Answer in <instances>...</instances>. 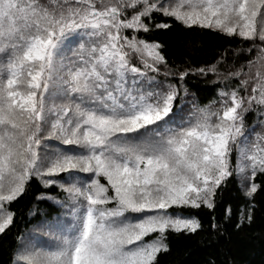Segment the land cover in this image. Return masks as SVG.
<instances>
[{"label":"snow or ice","instance_id":"6c2138e0","mask_svg":"<svg viewBox=\"0 0 264 264\" xmlns=\"http://www.w3.org/2000/svg\"><path fill=\"white\" fill-rule=\"evenodd\" d=\"M174 24L238 46L202 67L170 64L140 34ZM189 75L210 76L215 97L201 104ZM257 175L264 0H0V234L33 180L58 189L37 199L68 209L30 222L9 264H156L169 232L202 230L177 210L214 209L230 178L251 222Z\"/></svg>","mask_w":264,"mask_h":264},{"label":"trees","instance_id":"16d2710c","mask_svg":"<svg viewBox=\"0 0 264 264\" xmlns=\"http://www.w3.org/2000/svg\"><path fill=\"white\" fill-rule=\"evenodd\" d=\"M140 35L146 41L162 43L164 55L170 64L192 68L213 62L225 51L231 56L230 50L238 46L236 40L218 33L187 31L175 24L168 30H154ZM185 79L189 93L195 94L201 104L215 97L217 84L212 82L210 76L201 78L189 75ZM253 119L252 113L246 114V131L252 126ZM256 131H260L259 125ZM255 182L261 188L252 201L251 222L240 219L241 209L247 212L249 202L232 178L218 191L214 209H178L181 214L198 219L202 230L195 236L169 232L166 241L169 250L160 253L156 264H210L213 261L214 264H264V176L257 175ZM41 193L57 196L58 189L55 186L45 188L33 180L25 194L9 205L14 212V221L6 235L0 234V264H9L17 236L27 232L31 223L41 217H48L54 210L64 213L68 211L56 208L50 200L37 199ZM226 208L231 209V215L227 218ZM30 210L34 215H29ZM213 218L217 229L210 227Z\"/></svg>","mask_w":264,"mask_h":264},{"label":"rangeland","instance_id":"374dc122","mask_svg":"<svg viewBox=\"0 0 264 264\" xmlns=\"http://www.w3.org/2000/svg\"><path fill=\"white\" fill-rule=\"evenodd\" d=\"M65 213H66V212H65ZM64 219L67 220V221H70V217H69V216H65ZM146 238H147V237H146ZM42 239L45 240V241H48L49 243H52V244L55 243V240H52V239H50L49 237H42Z\"/></svg>","mask_w":264,"mask_h":264}]
</instances>
